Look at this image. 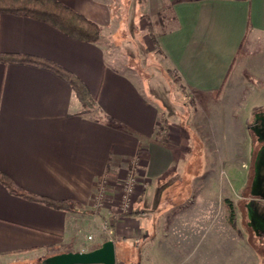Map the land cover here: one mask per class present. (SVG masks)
<instances>
[{
  "label": "crops",
  "instance_id": "crops-1",
  "mask_svg": "<svg viewBox=\"0 0 264 264\" xmlns=\"http://www.w3.org/2000/svg\"><path fill=\"white\" fill-rule=\"evenodd\" d=\"M58 1L97 23L101 39L81 42L42 21L0 14V53L70 71L98 111L85 113L52 71L0 63V172L31 195L70 203L58 209L14 195L0 182V264H44L109 240L122 264H264V178L253 175L251 162L253 136L264 138V0H154L156 8L170 7L174 19L157 34L158 50L183 93L194 97L193 122L220 120L229 173L216 191L217 177L207 176L199 192L190 187L187 195L179 192L180 177L169 175L182 145L170 100L151 97L134 69L107 58L121 30L110 4ZM163 119L167 137L159 138ZM263 151L262 145L257 153ZM134 159L139 195L129 214L111 218ZM104 179L110 201L95 210ZM109 218L107 234L102 225Z\"/></svg>",
  "mask_w": 264,
  "mask_h": 264
},
{
  "label": "rangeland",
  "instance_id": "rangeland-1",
  "mask_svg": "<svg viewBox=\"0 0 264 264\" xmlns=\"http://www.w3.org/2000/svg\"><path fill=\"white\" fill-rule=\"evenodd\" d=\"M106 1L111 6L116 22L121 25L118 35L112 39L106 50L110 64L120 69H134L140 75V79L145 82L147 92L151 97L170 100L169 115L178 123L179 131H181L180 140L182 141V145L175 149L178 163L170 172V177H180L182 183L180 182L178 185L181 188L179 192L187 195L190 187L199 192V188L204 185L207 176H216L215 182L217 183L211 184L212 191H216L221 186L219 183H223L229 178L228 170L224 169V154L219 147L220 138H222L219 132L220 120L201 121L200 124L205 125L204 127H199L197 122H193L194 97L191 94L183 93V89L178 83L177 74L170 69L157 47V34L161 30L171 28L174 24L171 8L166 6L162 9L156 8L154 0ZM203 111L204 109L199 112L201 113L199 115L203 116ZM261 124L264 122L261 121ZM205 131L206 135L203 134ZM253 137V145L258 152L261 146H264V138L256 135ZM257 152L251 153V162L255 159L253 175L264 178L263 166L258 165L264 163V151ZM195 180L197 181L196 184ZM189 182L191 184H188ZM123 183L124 181L120 182L119 187L118 211ZM106 184L107 180H102L100 189L95 195L94 204L97 202L96 196L102 193L101 190L105 192V197L102 198L103 206L99 209L110 201L106 194ZM169 187L172 189L168 190V193L173 192V185H169ZM138 195L139 190L134 202ZM94 209L99 210L96 209V206Z\"/></svg>",
  "mask_w": 264,
  "mask_h": 264
},
{
  "label": "trees",
  "instance_id": "trees-1",
  "mask_svg": "<svg viewBox=\"0 0 264 264\" xmlns=\"http://www.w3.org/2000/svg\"><path fill=\"white\" fill-rule=\"evenodd\" d=\"M0 14H13L42 21L81 42L95 43L102 36V29L97 23L58 0H0ZM0 63L30 64L52 71L72 87L85 113L98 111L97 101L92 97L87 86L73 73L48 60L26 55L0 53ZM104 118L110 120L107 116ZM159 132V138L167 135L168 126L164 119L161 121ZM166 137L165 142L167 141ZM0 182L14 195L41 201L58 209L70 207V203L67 201H56L27 193L1 172ZM229 218L230 223L234 225L233 211L230 212Z\"/></svg>",
  "mask_w": 264,
  "mask_h": 264
},
{
  "label": "built area",
  "instance_id": "built-area-1",
  "mask_svg": "<svg viewBox=\"0 0 264 264\" xmlns=\"http://www.w3.org/2000/svg\"><path fill=\"white\" fill-rule=\"evenodd\" d=\"M138 168H139V160L134 159L132 161L131 167L128 169L126 173V177L123 180L124 183L122 185L123 192L120 197L121 203H120V209L119 211L115 214H112L111 218H115V216L121 217L126 214H129L133 210L134 206V199L137 196L139 187L141 186L140 183V177L138 176ZM106 182V181H103ZM147 183L143 184V187H146ZM101 194L96 196L97 202H95L94 206H96V209H99L100 207L103 206L102 204V198L105 197V192L101 190ZM100 201V202H99ZM104 201V200H103ZM103 230L105 233L110 234L109 230V221H106L103 223ZM91 239V237H90ZM115 264H122V263H115Z\"/></svg>",
  "mask_w": 264,
  "mask_h": 264
},
{
  "label": "water",
  "instance_id": "water-1",
  "mask_svg": "<svg viewBox=\"0 0 264 264\" xmlns=\"http://www.w3.org/2000/svg\"><path fill=\"white\" fill-rule=\"evenodd\" d=\"M116 248L112 240L88 252H68L47 258L44 264H115Z\"/></svg>",
  "mask_w": 264,
  "mask_h": 264
}]
</instances>
